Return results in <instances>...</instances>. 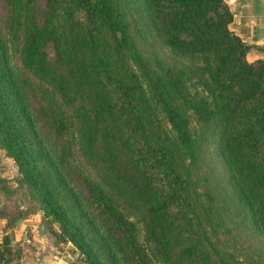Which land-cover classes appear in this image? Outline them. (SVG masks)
I'll return each instance as SVG.
<instances>
[{
    "label": "trees",
    "instance_id": "16d2710c",
    "mask_svg": "<svg viewBox=\"0 0 264 264\" xmlns=\"http://www.w3.org/2000/svg\"><path fill=\"white\" fill-rule=\"evenodd\" d=\"M123 1L46 0L41 20L30 5L13 19L24 67L45 84L32 104L27 85L9 76L41 156L72 192V181L83 185L85 195L73 196L113 264H159L143 231L167 264H264V60H247L224 0H143L174 60L137 70ZM71 132L90 179L70 166ZM18 137L9 139L19 165L42 188ZM249 234L262 261L231 244Z\"/></svg>",
    "mask_w": 264,
    "mask_h": 264
},
{
    "label": "rangeland",
    "instance_id": "374dc122",
    "mask_svg": "<svg viewBox=\"0 0 264 264\" xmlns=\"http://www.w3.org/2000/svg\"><path fill=\"white\" fill-rule=\"evenodd\" d=\"M161 4L165 6L166 2ZM29 5L41 20V13L46 8V0H0V215L3 217V226L6 228L9 220L12 226L22 223L23 230L28 231L29 234L22 233L20 239L28 245L26 240L28 238L31 240L35 236L37 238L38 228L43 223L46 230L41 236L47 237L48 243L53 247L62 244L64 247L59 251L63 254L69 251L74 264H113L89 218L79 209L80 204L74 198L76 195L79 196V192L85 195V188L78 181H72L71 186L75 195L69 186L60 183L54 168L41 156L33 133L27 127L11 91L9 76H14L20 85H27L25 91L29 92L28 100L33 104L36 97H39L42 87L45 86L41 80L28 72L21 60V25H18V30L12 29L13 19L24 17ZM123 5L124 20L129 25L131 38L137 46L136 51L132 50L130 53V60L135 68L139 70L138 62H141L146 70L150 67L153 69L159 64L165 68L173 63V56L154 34L155 31L151 26L153 19L147 14L143 0H124ZM45 50L49 59H53L52 45L48 44ZM11 134H20L15 142L20 144L23 160L27 158L32 161L28 167H34L35 172H38V180L44 183L42 188L30 186L26 169L19 165L22 160L18 153L20 149L16 147L14 150L13 145L10 144ZM67 139L73 149V154L70 156L71 168L80 176L92 178L91 169L80 156L76 132L69 133ZM259 151L264 157V140L259 145ZM206 154L210 157L211 166L214 167L217 176L220 178L224 176L222 162L216 158L214 148L208 147ZM94 183L99 182L94 181ZM126 212L133 220L138 221L137 213L129 209H126ZM10 234L14 236L12 231ZM2 238L0 236V243H3ZM142 243L157 263L167 264L158 256L144 231ZM256 243L259 244L260 240L256 239L255 234L231 241L233 246L248 247L250 256H256V261H262L255 251L258 249ZM19 248H22L19 244L13 247L14 253L18 256L16 260L23 253Z\"/></svg>",
    "mask_w": 264,
    "mask_h": 264
},
{
    "label": "crops",
    "instance_id": "0c3cea01",
    "mask_svg": "<svg viewBox=\"0 0 264 264\" xmlns=\"http://www.w3.org/2000/svg\"><path fill=\"white\" fill-rule=\"evenodd\" d=\"M224 1L233 16L229 23V29L250 46L246 53L247 60L252 63L264 60V0ZM2 218L0 215V236L7 238L8 243L6 250L3 249L4 244L0 243V264H74L69 251H65L63 254L59 251L60 248L64 247L62 244H56L55 247L49 244L48 238L39 233V228V236L37 238L36 236L32 237L31 240L28 238L26 241L29 244L27 245L20 239L22 233L24 235L28 232L23 230L22 223L12 226V222L9 220L5 228ZM11 231L14 236L10 234ZM17 244L21 245L22 248L19 250L23 252L18 260H16L18 256L13 250Z\"/></svg>",
    "mask_w": 264,
    "mask_h": 264
},
{
    "label": "water",
    "instance_id": "95a60500",
    "mask_svg": "<svg viewBox=\"0 0 264 264\" xmlns=\"http://www.w3.org/2000/svg\"><path fill=\"white\" fill-rule=\"evenodd\" d=\"M45 230H46V229H45V227H44V224L41 223L40 226H39V233H40V234H43V233L45 232Z\"/></svg>",
    "mask_w": 264,
    "mask_h": 264
}]
</instances>
